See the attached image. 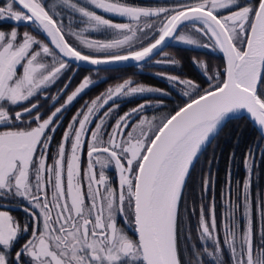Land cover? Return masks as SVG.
I'll use <instances>...</instances> for the list:
<instances>
[{
  "label": "snow or ice",
  "instance_id": "obj_1",
  "mask_svg": "<svg viewBox=\"0 0 264 264\" xmlns=\"http://www.w3.org/2000/svg\"><path fill=\"white\" fill-rule=\"evenodd\" d=\"M169 41L218 51L223 64L193 58L202 83L157 71L168 88L121 78L66 116L96 85L89 74L73 87V62L97 73L129 61L178 65L163 52ZM170 89L182 102L149 116ZM133 97L142 102L122 111ZM233 118H247L261 135L244 154L235 203L226 174L220 224L214 197L199 206L198 246L181 202L200 157ZM262 149L264 0L0 2V264H203L205 256L264 264V193L257 200L251 192ZM212 184L201 165V191Z\"/></svg>",
  "mask_w": 264,
  "mask_h": 264
},
{
  "label": "trees",
  "instance_id": "obj_2",
  "mask_svg": "<svg viewBox=\"0 0 264 264\" xmlns=\"http://www.w3.org/2000/svg\"><path fill=\"white\" fill-rule=\"evenodd\" d=\"M49 7L53 4H57L58 0H44ZM83 4L84 0H80ZM137 3L141 5H164L171 4V1H157V0H136ZM65 22L71 21L72 16L69 15L68 10H63ZM116 22H123L121 18L114 17ZM76 23V21H73ZM4 28H8L9 25H3ZM25 30L23 27L21 31ZM95 38L105 39L108 38L106 35L94 33ZM164 52L169 54V59L175 58L180 61L178 65H145L143 67L135 66L131 68H120L111 69L109 71H90L89 69L79 68L73 65L74 70L79 69L78 74L75 77L73 87L78 84L84 75H91L96 77V85L88 92L86 96L80 103L76 104L75 108L71 109V112L67 113L66 116L70 117L71 113L75 111L76 108L80 107V104L84 100H90L98 95L100 92L104 91L107 87L114 85L121 78H132L138 82L145 83L147 85L156 86L160 88H168V84L165 80L160 79L155 75L157 71H165L168 74L181 75L184 78H193L197 82L202 83V78L200 77V69L193 64V58L197 60L204 61V63L210 68H217L222 66L223 59L218 51H211L209 49H193L183 44L174 41L171 46H169ZM163 57V53L157 56L155 59ZM109 77L115 79H109ZM107 81V82H105ZM53 94L56 89L51 90ZM171 95L166 99L165 105L161 108H151L147 110L149 116H163L167 112L174 109L177 104L181 103V92L177 89H170ZM184 100L188 99L183 97ZM132 103H126L122 106V111H127L129 108L134 107L137 103L142 102V98L131 99ZM63 129L57 132L56 140H59ZM260 134L253 127V125L246 119L241 118L237 120H231L222 131H220L218 137L212 141L208 146L206 152L200 157V163L197 164L195 171L192 173V180L188 183L187 189L184 193V198L181 202V214L184 216L187 229L191 231L192 240L190 243L197 244L198 246L201 242L198 239L197 222H198V211L199 206L208 204L211 198H215L216 212H217V222L220 224L221 211L223 207L222 191H227L225 185L226 174L231 170V200L233 203L236 202L239 196V185L238 181H242L246 178V170L243 164V157L249 146H253L254 142L257 141ZM55 145H53L54 150ZM264 151V149H262ZM232 153H235V159L230 160ZM212 157L211 165H208V160ZM201 165H203L205 171H209L212 174L213 184L208 190V192L201 191ZM251 192L254 197L259 198L261 193H264V160L260 158L259 155L256 157V174L253 177V183ZM187 209V211H186ZM196 211L193 212L192 210ZM12 215L16 216L18 219L23 220L24 213L17 207H13ZM257 220H259V211L256 213ZM221 236L223 235V230L221 227ZM181 248H184L183 238L181 240ZM225 259L227 256L225 255ZM203 264H212L207 256L203 257Z\"/></svg>",
  "mask_w": 264,
  "mask_h": 264
},
{
  "label": "water",
  "instance_id": "obj_3",
  "mask_svg": "<svg viewBox=\"0 0 264 264\" xmlns=\"http://www.w3.org/2000/svg\"><path fill=\"white\" fill-rule=\"evenodd\" d=\"M173 41H169L168 44L163 48V51L165 49H167L171 44H172ZM219 53V52H218ZM222 57V54L219 53ZM156 58V57H155ZM73 65L79 67V68H83V69H89L91 70L94 66H91V65H88V64H84V63H77V62H73ZM137 66L136 62L134 61H129V62H126L124 64H121V65H102L100 66L102 69L103 68H107L109 70L111 69H120V68H131V67H135ZM242 116H246V114H241ZM237 119H241V118H233L232 120H237ZM247 119V118H246ZM248 120V119H247ZM249 121V120H248ZM253 127L257 130V132L261 135V132L258 128V126L254 125L251 121H249Z\"/></svg>",
  "mask_w": 264,
  "mask_h": 264
},
{
  "label": "rangeland",
  "instance_id": "obj_4",
  "mask_svg": "<svg viewBox=\"0 0 264 264\" xmlns=\"http://www.w3.org/2000/svg\"><path fill=\"white\" fill-rule=\"evenodd\" d=\"M157 1H166V0H157ZM168 1H171V0H168ZM161 58H163V57H161ZM161 58H159V59H161ZM153 64L154 65H156L154 62H153ZM159 66H164V65H159ZM172 75H174V74H172ZM92 78L95 80V81H97L96 80V77H94V76H92ZM179 92H180V90L179 89H177ZM148 95H150V96H155L156 94H148ZM133 98H141V97H133ZM133 98H130V99H133ZM159 116V115H158ZM161 116V115H160ZM259 211V210H258ZM198 236H199V234H198ZM201 242V241H200ZM201 243H204V242H201ZM205 246H208L209 247V250H211V247H210V242H207L206 244H205ZM207 258L209 259V261L210 262H212V258L211 257H208L207 256Z\"/></svg>",
  "mask_w": 264,
  "mask_h": 264
},
{
  "label": "flooded vegetation",
  "instance_id": "obj_5",
  "mask_svg": "<svg viewBox=\"0 0 264 264\" xmlns=\"http://www.w3.org/2000/svg\"><path fill=\"white\" fill-rule=\"evenodd\" d=\"M0 2H2V0H0ZM173 42H174V41H173ZM173 42H172V44H173ZM172 44H171V45H172ZM177 44H178V43L176 42V45H177ZM171 45H170V46H171ZM185 46H186V45H185ZM165 50H166V49H165ZM165 50H164V51H165ZM164 51H163V52H164Z\"/></svg>",
  "mask_w": 264,
  "mask_h": 264
}]
</instances>
